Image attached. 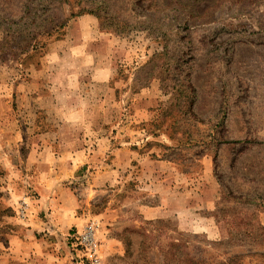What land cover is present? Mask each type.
Here are the masks:
<instances>
[{"label":"rangeland","instance_id":"374dc122","mask_svg":"<svg viewBox=\"0 0 264 264\" xmlns=\"http://www.w3.org/2000/svg\"><path fill=\"white\" fill-rule=\"evenodd\" d=\"M0 98L23 148L95 155L73 188L102 264H264V0H0Z\"/></svg>","mask_w":264,"mask_h":264},{"label":"crops","instance_id":"0c3cea01","mask_svg":"<svg viewBox=\"0 0 264 264\" xmlns=\"http://www.w3.org/2000/svg\"><path fill=\"white\" fill-rule=\"evenodd\" d=\"M97 74L95 72L93 79L96 87H101V96H97V100L104 105L108 99L106 85L110 72L106 69L101 70L100 77ZM66 75L68 73L54 70L53 76L58 84L66 79ZM61 87L55 88L57 92ZM44 100L26 97L22 102L34 106ZM9 103V99L0 98V108L5 110L0 113V207L3 213L0 215V264H86L83 254L64 241L70 240L74 232H81L86 221L78 214L79 198L73 188L74 182L85 177L81 175L82 165H93L98 160L95 155L85 152L73 155L57 152L53 141L35 131L32 134L38 140L23 148L27 130L19 129L17 119L10 113ZM53 103L70 104L62 100ZM163 164L158 162L165 166ZM165 176L170 177L171 173L165 172ZM21 200L29 205L27 217L22 220L16 215ZM163 210L147 207L145 215L160 218L165 215ZM73 251L75 261L69 259Z\"/></svg>","mask_w":264,"mask_h":264},{"label":"built area","instance_id":"2783aa9c","mask_svg":"<svg viewBox=\"0 0 264 264\" xmlns=\"http://www.w3.org/2000/svg\"><path fill=\"white\" fill-rule=\"evenodd\" d=\"M28 207L24 200L19 201L16 211L19 218L26 217ZM73 245L83 254L86 264H102L98 230L93 224L87 225L82 232L75 234Z\"/></svg>","mask_w":264,"mask_h":264},{"label":"trees","instance_id":"16d2710c","mask_svg":"<svg viewBox=\"0 0 264 264\" xmlns=\"http://www.w3.org/2000/svg\"><path fill=\"white\" fill-rule=\"evenodd\" d=\"M89 13H95L99 17L101 16L97 11L90 10ZM62 27V24H61ZM57 28V27H56ZM45 34L47 36H50V32L46 31ZM180 95H182V92L180 91ZM6 213L7 211H3ZM171 251H170V259L174 261L176 264H211L208 261H205L203 259H198L194 256H191L189 253H185V251H182L180 248L183 247L181 244L178 243H172ZM240 259V256H233L229 258L226 262H220L217 264H235L236 260ZM216 264V263H215Z\"/></svg>","mask_w":264,"mask_h":264}]
</instances>
